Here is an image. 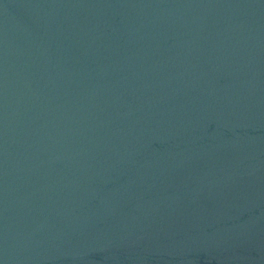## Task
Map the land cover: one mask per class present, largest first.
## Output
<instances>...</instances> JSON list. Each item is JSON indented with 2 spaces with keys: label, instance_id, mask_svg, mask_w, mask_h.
<instances>
[{
  "label": "water",
  "instance_id": "water-1",
  "mask_svg": "<svg viewBox=\"0 0 264 264\" xmlns=\"http://www.w3.org/2000/svg\"><path fill=\"white\" fill-rule=\"evenodd\" d=\"M0 264H264V0H0Z\"/></svg>",
  "mask_w": 264,
  "mask_h": 264
}]
</instances>
